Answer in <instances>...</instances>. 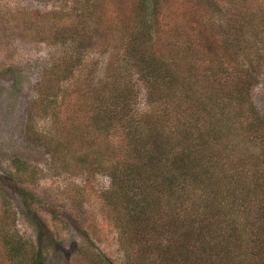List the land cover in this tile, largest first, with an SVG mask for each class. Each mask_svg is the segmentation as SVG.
<instances>
[{
    "label": "trees",
    "instance_id": "trees-1",
    "mask_svg": "<svg viewBox=\"0 0 264 264\" xmlns=\"http://www.w3.org/2000/svg\"><path fill=\"white\" fill-rule=\"evenodd\" d=\"M70 3L50 18L55 51L26 139L56 175L109 178L100 197L123 264H264V112L253 98L264 56L251 44L264 0H135L132 18L123 0ZM13 166L30 208L21 185L45 172ZM0 200V264H44L46 222L28 237ZM68 217L81 232L73 264H115L96 223L75 208Z\"/></svg>",
    "mask_w": 264,
    "mask_h": 264
},
{
    "label": "rangeland",
    "instance_id": "rangeland-1",
    "mask_svg": "<svg viewBox=\"0 0 264 264\" xmlns=\"http://www.w3.org/2000/svg\"><path fill=\"white\" fill-rule=\"evenodd\" d=\"M70 0H0V195L3 194L17 215V227L28 237H35L36 219L47 224L48 238L44 264H73L80 246V231L69 219L75 208L84 223L92 220L100 232L99 246L115 264H123L117 235L102 209L100 193L108 188L106 176H96L86 186L85 176L56 175L51 158L26 139V118L41 67L55 51L52 44L50 18L54 11H68ZM127 18H132L135 0H123ZM263 26V27H262ZM261 28L264 29V21ZM253 39V40H252ZM251 44L264 56V34H256ZM107 58L99 62V75L103 74ZM253 98L264 112V67L261 82L253 90ZM25 163L42 169L46 177L38 185L23 184L34 196L30 208L18 196L14 181L13 162ZM2 200H0V214Z\"/></svg>",
    "mask_w": 264,
    "mask_h": 264
}]
</instances>
